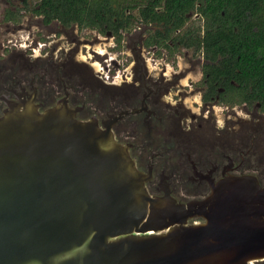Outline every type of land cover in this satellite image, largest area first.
Wrapping results in <instances>:
<instances>
[{
  "label": "flooded vegetation",
  "instance_id": "obj_1",
  "mask_svg": "<svg viewBox=\"0 0 264 264\" xmlns=\"http://www.w3.org/2000/svg\"><path fill=\"white\" fill-rule=\"evenodd\" d=\"M39 6V0H0V25L27 32L18 44L1 46L14 54L0 55V114L20 99L39 111L64 101L77 119L110 127L152 196L203 199L229 176L251 175L264 187L262 84L233 67L227 53L206 57L196 36L204 30H159L138 19L136 2L128 9L130 26L118 30L44 23ZM198 17L188 11L187 25ZM103 38L121 58H111L112 69L93 47ZM97 63L101 72L94 71Z\"/></svg>",
  "mask_w": 264,
  "mask_h": 264
},
{
  "label": "water",
  "instance_id": "obj_2",
  "mask_svg": "<svg viewBox=\"0 0 264 264\" xmlns=\"http://www.w3.org/2000/svg\"><path fill=\"white\" fill-rule=\"evenodd\" d=\"M128 147L62 100L0 114V264H249L264 187L229 176L203 199L152 196ZM199 217L200 222H190Z\"/></svg>",
  "mask_w": 264,
  "mask_h": 264
},
{
  "label": "trees",
  "instance_id": "obj_3",
  "mask_svg": "<svg viewBox=\"0 0 264 264\" xmlns=\"http://www.w3.org/2000/svg\"><path fill=\"white\" fill-rule=\"evenodd\" d=\"M135 2L141 3L138 19L156 22L159 30H204L196 36L206 57L220 52L224 58L227 53L232 66L262 84L264 92V0H39L37 11L44 23L118 30L130 26L128 9ZM193 9L199 13L197 23L187 25L186 13Z\"/></svg>",
  "mask_w": 264,
  "mask_h": 264
},
{
  "label": "rangeland",
  "instance_id": "obj_4",
  "mask_svg": "<svg viewBox=\"0 0 264 264\" xmlns=\"http://www.w3.org/2000/svg\"><path fill=\"white\" fill-rule=\"evenodd\" d=\"M21 20L23 21V23L26 21H32L31 19L29 18L26 19L25 17L20 19V21ZM32 28L34 30L36 27L33 26ZM26 33L27 32H23L22 30H20L19 24L13 25V24L2 23L0 25V55L7 57L11 53L14 54V51L7 50L8 47H6V49H1L2 44L5 45V44L17 43V41L19 40V37H21L23 41V39L27 37ZM9 42H12V43H9ZM111 45H112L111 40H105L103 38V39H100L99 42L95 44L93 47L96 48L97 50H100V52H102V57L103 58L105 57L107 59L108 67L112 69V65L110 64V60H112L111 58H117L118 60H120L121 58L115 55L116 52L112 50ZM11 46H14V45H11ZM96 70H99L100 72L102 71V66H100L98 63L94 64V71ZM110 71L111 72L109 73L111 74L112 70ZM103 73L105 74V71Z\"/></svg>",
  "mask_w": 264,
  "mask_h": 264
},
{
  "label": "built area",
  "instance_id": "obj_5",
  "mask_svg": "<svg viewBox=\"0 0 264 264\" xmlns=\"http://www.w3.org/2000/svg\"><path fill=\"white\" fill-rule=\"evenodd\" d=\"M249 264H255V260L249 261Z\"/></svg>",
  "mask_w": 264,
  "mask_h": 264
}]
</instances>
